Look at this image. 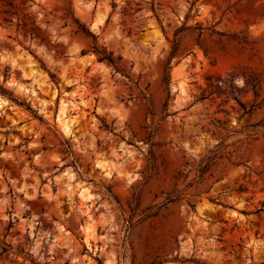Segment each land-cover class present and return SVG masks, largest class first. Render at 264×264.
Listing matches in <instances>:
<instances>
[{"label":"rangeland","instance_id":"1","mask_svg":"<svg viewBox=\"0 0 264 264\" xmlns=\"http://www.w3.org/2000/svg\"><path fill=\"white\" fill-rule=\"evenodd\" d=\"M0 264H264V0H0Z\"/></svg>","mask_w":264,"mask_h":264},{"label":"trees","instance_id":"2","mask_svg":"<svg viewBox=\"0 0 264 264\" xmlns=\"http://www.w3.org/2000/svg\"><path fill=\"white\" fill-rule=\"evenodd\" d=\"M28 1H30V0H28ZM86 34L89 35V36H92V35H91L90 33H88V32H87ZM93 37H94V36H93ZM100 55L102 56V60H105V61H107L109 64L114 65V60H113V58H112L111 56L106 55V53H104V52H100ZM174 55H175V52L173 53L172 56H174ZM168 65H170V63H169ZM167 68H168V67H167ZM169 68H170V67H169ZM170 82H171V75H170V74H165V77H164V83H165L166 85H169ZM217 158H218V154H214L213 157H209V158L207 159L208 162H207L206 166L200 170V174H201V176L206 175V174L211 170L212 166L215 165V160H216Z\"/></svg>","mask_w":264,"mask_h":264},{"label":"bare ground","instance_id":"3","mask_svg":"<svg viewBox=\"0 0 264 264\" xmlns=\"http://www.w3.org/2000/svg\"><path fill=\"white\" fill-rule=\"evenodd\" d=\"M60 119L64 120V123L66 126L70 124L67 119V106L65 104L61 108Z\"/></svg>","mask_w":264,"mask_h":264}]
</instances>
